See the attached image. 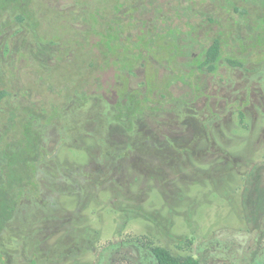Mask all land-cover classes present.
Masks as SVG:
<instances>
[{
  "label": "rangeland",
  "instance_id": "rangeland-1",
  "mask_svg": "<svg viewBox=\"0 0 264 264\" xmlns=\"http://www.w3.org/2000/svg\"><path fill=\"white\" fill-rule=\"evenodd\" d=\"M9 175L22 190L0 264H158L140 240L201 264L249 257L264 246L243 202L249 178L264 191V0H0Z\"/></svg>",
  "mask_w": 264,
  "mask_h": 264
},
{
  "label": "trees",
  "instance_id": "trees-1",
  "mask_svg": "<svg viewBox=\"0 0 264 264\" xmlns=\"http://www.w3.org/2000/svg\"><path fill=\"white\" fill-rule=\"evenodd\" d=\"M221 57V40L215 39L207 48L202 66H207L210 71L217 69V63ZM236 63L235 61H231ZM23 170L30 176L33 164L26 162ZM33 166V167H32ZM255 174L253 173L252 176ZM9 178V181H8ZM7 184L0 186V230L7 220L12 217L16 200L21 194L22 186L13 190L18 186L19 177L8 176ZM243 193L244 212L248 222L259 232V236L264 231V191L260 192L256 180L248 179V184ZM258 236V237H259ZM257 241L259 242V238ZM141 245L151 251L158 264H201L199 257L193 255L178 256L174 255L170 250L162 246L151 245L149 241L140 240ZM244 257V256H243ZM246 260V261H245ZM240 261H244L241 263ZM237 264H264V246H256L249 254V257L240 258Z\"/></svg>",
  "mask_w": 264,
  "mask_h": 264
}]
</instances>
